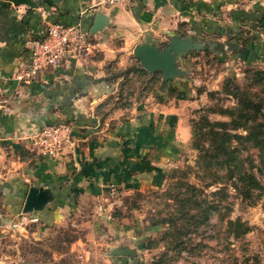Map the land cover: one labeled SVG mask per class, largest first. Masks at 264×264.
<instances>
[{
  "label": "rangeland",
  "instance_id": "1",
  "mask_svg": "<svg viewBox=\"0 0 264 264\" xmlns=\"http://www.w3.org/2000/svg\"><path fill=\"white\" fill-rule=\"evenodd\" d=\"M201 1L189 0L195 7L191 21L163 31L162 38L144 34L139 44L164 49L174 36L191 37L198 47L179 55L176 64L186 74L165 80L162 71L136 68L135 44L144 36L135 38L119 52L118 59L127 54L124 63L133 64L107 104L130 108L162 83H173L171 96L187 88L179 99L186 102L184 121L192 136L165 184L111 183L103 199L83 203L82 214L69 212L34 235L29 232L36 223L25 221L29 231H8L2 238L0 253L8 264H264V144L236 137L248 136L253 127L264 134V0H226L232 7L218 19L199 16ZM115 59L110 65H119ZM239 101L251 108L238 110ZM241 114L249 116L246 129L235 127ZM228 161L239 165L230 171ZM250 172L261 184L253 186V198L245 196ZM97 204L108 213L99 217ZM231 219L242 220L239 231L230 227ZM117 239L125 242L111 248Z\"/></svg>",
  "mask_w": 264,
  "mask_h": 264
},
{
  "label": "crops",
  "instance_id": "2",
  "mask_svg": "<svg viewBox=\"0 0 264 264\" xmlns=\"http://www.w3.org/2000/svg\"><path fill=\"white\" fill-rule=\"evenodd\" d=\"M220 1L202 0L197 5L199 16L218 19L232 7L226 0L219 6ZM36 3L30 7L0 0V247L5 232L29 231L25 221L36 223L29 232L34 235L57 226L69 212L82 214L83 203L103 199L111 183H125V187L165 184L192 136L184 121L186 102L179 99L188 93L185 86L171 96L173 83L167 87L162 83L130 108L107 106L117 94L123 73L133 64L124 63L127 54L118 59L119 52L135 38L144 36L135 46L143 43L144 34L162 38L163 31L191 21L195 7H189V0H134L113 7L100 5L99 0ZM100 12L109 20L93 34L94 56L73 57L60 69L43 71L32 84L17 79L30 63L29 39L42 38L52 23H80L91 30ZM122 39L125 46L120 47ZM115 58L119 65H110L108 60ZM46 124L72 127V143L56 158L38 153L30 140ZM32 187L50 188L56 198L43 210L25 213ZM121 242L124 239L112 241L111 248ZM0 264H8L1 253Z\"/></svg>",
  "mask_w": 264,
  "mask_h": 264
},
{
  "label": "built area",
  "instance_id": "3",
  "mask_svg": "<svg viewBox=\"0 0 264 264\" xmlns=\"http://www.w3.org/2000/svg\"><path fill=\"white\" fill-rule=\"evenodd\" d=\"M134 0H99L106 7L132 3ZM31 59L27 69L17 75L20 82L32 84L47 69H60L73 57L94 56L97 43L90 30L83 29L80 23L65 25L50 24L42 38H32L27 42ZM33 148L43 156L58 157L64 148L72 143V127L67 124H46L30 137ZM100 213H108L107 208L99 206ZM112 219V216H108Z\"/></svg>",
  "mask_w": 264,
  "mask_h": 264
},
{
  "label": "water",
  "instance_id": "4",
  "mask_svg": "<svg viewBox=\"0 0 264 264\" xmlns=\"http://www.w3.org/2000/svg\"><path fill=\"white\" fill-rule=\"evenodd\" d=\"M15 5L27 4L30 7L37 5L36 0H4ZM109 15L98 13L95 23L91 28V33L95 34L104 29L108 25ZM198 44L193 41L191 37L180 39L177 36L172 37L171 42L164 49L159 48L156 44L147 43L145 45H137L135 48V55L140 60L141 65L148 71H162L165 75V80L175 78L178 74L185 75V71L177 68V57L187 50L197 48ZM56 198V193L50 188L32 187L29 191L25 202L24 212H31L33 210L39 211L45 208L49 201ZM129 249L124 252L130 254ZM116 251H113V253ZM115 254V253H114ZM132 254V253H131Z\"/></svg>",
  "mask_w": 264,
  "mask_h": 264
},
{
  "label": "trees",
  "instance_id": "5",
  "mask_svg": "<svg viewBox=\"0 0 264 264\" xmlns=\"http://www.w3.org/2000/svg\"><path fill=\"white\" fill-rule=\"evenodd\" d=\"M139 70L147 72L146 69L143 66H141L140 62H139ZM248 108H251V105L244 106L242 104V102L239 101V109L238 110H241L242 112H244ZM256 111H258V108H257ZM239 116H241L239 119H234L235 124H236L235 127L236 128H240V127L245 128V123L244 122H245V120L249 119V116L245 117V115H242V114L239 115ZM262 126H264V123L261 124V127ZM258 129H259L258 127H253V130L250 131V129H249V135L248 136L247 135L238 134V135H236V137H238L239 139H247L248 138V139L252 140L254 143L256 142L257 146H260L261 144H264V134L260 133L258 131ZM262 135H263V138H262ZM225 142L226 141L223 140V143H225ZM233 153L234 152H232V155H234ZM218 156L222 157L223 155L222 154H218ZM225 161H226V159H225ZM225 163L227 164V168L229 167L230 171H233L234 167L236 165L237 166L239 165V163L231 162V161H228V162H225ZM248 175L251 178V182L249 183V186H248V189H247L248 193H245V196L248 197V198H253L252 197V191L254 190L253 186L254 185H260L261 186V184L257 180V178H256V176H255V174L253 172H250ZM243 224L244 223L242 222L241 219H236V220H232L231 219L230 222H229L230 227L235 229V230H237V231L240 230V228L243 226ZM156 225L159 226V224H156ZM249 230H250V227L248 225H246V227L244 228L243 232L244 233H248Z\"/></svg>",
  "mask_w": 264,
  "mask_h": 264
}]
</instances>
